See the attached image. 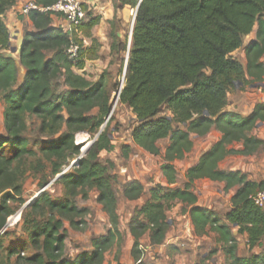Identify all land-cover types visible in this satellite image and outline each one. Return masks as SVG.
<instances>
[{"label": "trees", "instance_id": "obj_1", "mask_svg": "<svg viewBox=\"0 0 264 264\" xmlns=\"http://www.w3.org/2000/svg\"><path fill=\"white\" fill-rule=\"evenodd\" d=\"M56 1L34 3L47 8ZM16 2L0 0V99L5 106L4 134L0 135V251L9 235L4 230L6 221L14 213L10 203H22L24 175L40 174L43 187L63 172L61 168L68 159L80 156L76 134L94 137L105 125L111 111V94L119 90L120 75L126 66L118 102L134 116L132 144L158 156V143L168 141L160 167L167 190L155 185L149 200L135 210L128 222L133 264H143L142 237L147 235L151 246L163 244L168 229L166 210L175 202L189 216L195 235L204 234L207 227L216 233L220 251L227 259L225 264H264V209L249 199L264 190V180L254 182L240 171H222L218 167L228 155L249 156L264 147L262 140L251 135L256 123H264V103L255 104L246 116L227 109L228 95L236 87L262 82L264 0H112L114 9L120 5L136 10L138 6L130 47L126 38H119L113 31L110 34L109 54L121 64L119 79L112 83L106 71L95 80L84 74L86 61L98 57V44L92 40L90 47H84L77 32L90 37L98 18L68 33L52 26V15L58 14L31 10L26 17L33 31H23L17 58L14 57L3 18ZM111 23L113 29L115 20ZM253 30L254 39L244 48L243 66L232 55ZM71 44L79 47L74 59L67 55ZM28 120L37 122L41 137L35 141L36 151L25 135ZM212 128L220 138L186 170L183 187L174 188L173 162L191 151L190 135L203 137ZM110 133L108 122L77 165L57 179L63 187L59 200H51L42 192L30 204L31 215L22 214L27 241L34 250L25 259L28 264H102L105 252L122 240L112 187L114 176L99 163L100 153L114 148ZM232 144L241 148L228 149ZM122 149L127 158L130 147ZM43 161L48 164L47 177L42 174ZM197 180L223 183L224 191L234 189L223 217L197 205L191 191ZM90 190L97 192L96 201L110 228L105 236L92 240L90 253L79 254L71 261L63 255L62 220L74 229L78 227L76 220L83 213L75 207L74 199L79 194L86 197ZM142 192L138 180L122 188V196L129 201L137 200ZM238 236H245L248 256H237ZM255 248L261 251L254 253ZM17 253V249L9 248L7 257ZM115 264H120L117 257Z\"/></svg>", "mask_w": 264, "mask_h": 264}, {"label": "rangeland", "instance_id": "obj_2", "mask_svg": "<svg viewBox=\"0 0 264 264\" xmlns=\"http://www.w3.org/2000/svg\"><path fill=\"white\" fill-rule=\"evenodd\" d=\"M22 4L21 7L27 4V2L24 1ZM84 10L86 11L85 7ZM134 12V9L127 7L124 14V17L126 18L125 22H123L122 25L119 24V29L116 28L117 31L124 32L125 37L123 38H126L127 43L129 41L133 16H135ZM21 17L22 18L19 19V21L21 23L22 31L28 30V26L25 23L23 16ZM5 22L12 35L14 28L10 25V22L7 19H5ZM116 23H118V21ZM253 39L254 30L248 36L243 37L242 47L232 55L233 58L239 61L243 66L245 65L244 48ZM104 50L105 49L101 51L102 54L98 59L99 61L88 63V67L86 65L84 74L87 78L95 80L103 71H106L109 76L108 79L112 83L118 77L117 73L121 64L111 54L103 55ZM13 55L14 57L17 56L15 53ZM121 56L125 58L126 53H123ZM262 61L264 64V58ZM122 76L123 72L122 75H120V84ZM116 93L117 92H113L111 94V114L106 122V124L109 122V128L111 130L110 138L112 139L114 148L108 153H100L99 163L107 168L111 176H114L112 187L116 198L119 222L118 229L122 240L115 243L110 250L105 252L102 264H115L116 257L120 264H133L129 255L133 239L128 231V222L134 215L135 210L149 200L150 190L154 188L155 185H161L164 192L167 190V183L161 174L160 167L163 163V153L168 141L167 139H164L158 143L160 148V154L158 156L149 155L142 149L134 146L130 140V131L134 125L132 122L134 116L129 109L122 106L118 100L115 99ZM238 96L241 98L236 100ZM227 100L229 109L235 110L242 115H244L248 109L251 108L252 110L257 102L264 103V76L261 83H252L241 89L236 87V89L228 95ZM4 108V103L0 99V135L4 134L2 126ZM37 128L38 126L35 120H28L25 135L29 140V146L33 151H36L35 141L41 140ZM253 131L254 129L251 131V135ZM190 138L193 144L191 151L187 153L183 159L173 162L176 170L174 188L183 187L186 170L194 166L201 154L220 138V133L212 128L209 133L203 137L190 135ZM95 140L96 135L92 137L87 133H78L75 136V144L81 146L80 153L86 148V146L91 147ZM125 145L130 147L127 158L123 156L122 147ZM231 146L234 149L240 148V145L238 144H232ZM263 154L264 147L257 152L255 158L260 160ZM81 158L80 156H76L71 160L68 159L66 165L62 166V171L66 172L72 170V168L77 165V162L73 164V167L71 164ZM30 162L31 164H34L33 159H30ZM249 162V159L244 158V156L230 155L220 163L219 168L221 170H251L252 166H250ZM42 164L45 166L42 174L47 177L49 173L48 164L44 161ZM110 164L112 167H110ZM251 176L252 178L257 176V179L260 180L264 176V172L262 173L260 171L256 173L252 171ZM131 180H139L143 186L142 195L134 201H129L122 196L123 185ZM40 182V174L27 172L24 175L21 184L22 193L20 199L22 200V203H10V206L14 209V213L7 219V226L4 228L9 235L5 237L4 248L0 251V264H28L25 259L29 258L34 250L31 249V246L27 241L25 231L26 225L24 224L22 214L28 213V215H31L29 210L30 205L28 204L36 199L42 192L47 193L51 200H59L62 196L63 187L57 182L55 177L53 179L50 178L48 183L43 187L40 186ZM191 191L196 195L197 205L199 207L212 212L218 217L224 216L226 210L230 207L229 200L234 193V189L224 191L223 183L211 182L208 180L195 181ZM96 198L97 192L95 190L88 191L86 197H83L82 194L75 197V207L83 213V216L76 220L79 222L76 229L70 227L67 220H62V232L65 233L63 255L68 260L73 259L78 254L90 253L93 250L92 240L100 236H105L110 228L108 218L101 210ZM181 207L180 203L175 202L166 210L168 229L163 244L159 246H151L146 238L147 235L141 240L140 245L144 249L143 264H225L227 259L222 251H220L221 244L216 240V233L207 227L204 234L200 236L195 235L189 216L187 213L181 211ZM31 218L33 219L34 217H30V220ZM262 245L264 246V241ZM9 248L17 249L18 253L8 258L7 254ZM260 251L261 249L255 248V251L253 252L259 253ZM236 254L239 257H245L250 254L246 250V240L244 236L237 237ZM18 255L20 259H17Z\"/></svg>", "mask_w": 264, "mask_h": 264}, {"label": "crops", "instance_id": "obj_3", "mask_svg": "<svg viewBox=\"0 0 264 264\" xmlns=\"http://www.w3.org/2000/svg\"><path fill=\"white\" fill-rule=\"evenodd\" d=\"M24 1L29 2V1H32V0H17L16 4L9 11L6 12V14L4 15V18H3L5 24H6L5 19H7L10 22V25L14 28L13 29V34H12V37H11V41H12L11 46H12V48H15V51H16L15 54H17V52H18L19 44H20V42L22 40V35H23V31H22V28H21V23L19 21V19L22 18L21 16H23V19H24L25 23L28 26V30L29 31H33L32 25L28 21L27 17L25 15L18 14V10L23 5L22 3ZM83 7L86 8V11H87V14H88L87 15L88 19L85 22V24L88 23L91 19H94V18H98L99 19V23L90 31V37H87L86 35H83L80 31H78V32L76 31V32H77L78 38L82 41L84 47H90L92 45V40H94L98 44V51H97L98 57H97L96 60H94V62H97V61H99L98 59L100 58V56L102 54L101 51L103 49H105L103 51V53H104L103 55H105V54L109 55V48H110V44H111V41H112L110 34L112 33V31L119 38L125 37L124 32H121L119 30L117 31V29H119V24L122 25L123 22H125L126 18L124 17V14H125V11H126L127 7H121L120 5H118L114 9L112 0H83ZM60 17L61 16L56 17V15H52V17H51L52 18V26L53 27L59 26L65 32L71 33L74 28L72 26H70L63 19V17H61V18ZM58 18H60V19H58ZM113 20H115V24H114L113 29H112V23L111 22ZM117 21H118V23H116ZM6 26L8 28L7 24H6ZM90 62H92V60L86 61V65L88 63H90ZM87 67H88V65H87ZM240 98L241 97L238 96L236 100H239ZM257 103H261V102H257ZM227 109L230 110L229 109V104L227 106ZM231 111L236 112L235 110H231ZM251 111H252L251 108L248 109L246 111L247 113L245 112L243 116L248 115ZM239 114H241V113H239ZM252 136H255L256 138H258V139H260V140H262L264 142V123H261V122L256 123V125L254 127V131L252 133ZM240 148H241V146H240ZM240 148H237V149H240ZM228 149H234V148H232V146L230 145L228 147ZM234 150H236V149H234ZM257 152L252 154V155H249V156H244V158H248L249 159V161H250L249 164H250V166H252L251 170H249V169H246V170H244V169H233L232 170L231 169V170H222V171H240V172L246 174L248 176L249 180L254 181V182H260V181L264 180V176L260 180L257 179V176L254 177V178H252V176H251V172L252 171L256 172V173H258L260 171L262 173L264 172V154L261 156V158L259 160V159L255 158ZM228 156H230V155H228ZM226 158H224V160ZM224 160H222V161H224ZM220 163L218 164V167H219ZM262 167H263V170H262ZM252 169H254V170H252ZM228 210H229V208L226 210V212H228ZM234 231H236V230L234 229L233 233H235ZM144 237H142V239ZM146 238L148 239V237H146ZM244 238H245V236H244ZM142 239H140V242H141ZM148 242H149V240H148ZM78 255H76L73 259H71V261L74 260Z\"/></svg>", "mask_w": 264, "mask_h": 264}, {"label": "built area", "instance_id": "obj_4", "mask_svg": "<svg viewBox=\"0 0 264 264\" xmlns=\"http://www.w3.org/2000/svg\"><path fill=\"white\" fill-rule=\"evenodd\" d=\"M31 10H39L41 12L49 11L54 14H58L59 16L63 17V19L73 28H78L88 19L87 13L83 7V0H58L47 8L37 6L32 0L27 2V4H25L23 7H20L18 14L27 16ZM11 37L12 35L10 34V38ZM78 49L79 47L76 44H71L68 47L67 55L70 59L76 58ZM249 199L256 207L264 209V190L250 196Z\"/></svg>", "mask_w": 264, "mask_h": 264}, {"label": "water", "instance_id": "obj_5", "mask_svg": "<svg viewBox=\"0 0 264 264\" xmlns=\"http://www.w3.org/2000/svg\"><path fill=\"white\" fill-rule=\"evenodd\" d=\"M140 2H141V0H140ZM140 2H139V3H140ZM137 9H138V6H137V8H136V10H135V15H136ZM134 19H135V16H134L133 21H132L133 23H132V27H131V31H130V35H129V41H128V43H127V47H128V48L130 47V43H131V34H132V29H133ZM10 52L15 53V48H12ZM125 70H126V66L124 67V70H123V76H122V80H121L120 88H119V90H118L117 93H116V98H115L116 100H118V96H119V94H120V91H121L122 88H123V78H124V76H125ZM110 114H111V112H110ZM110 114H109V116H110ZM109 116L106 118V120H105V124H106L107 120L109 119ZM104 127H105V125L101 128V130L99 131V133L96 135V138L98 137V135L100 134V132L103 130ZM89 147H90V146H86V148H84V149L81 151V153H80V158H81L82 156H84V155L87 153V150L89 149ZM86 149H87V150H86ZM79 160H80V159H77L75 162H73V163H72V167H73V164L76 163V162H78ZM63 173H64V172H62L61 174H59L58 176H56L55 179L60 178V177L62 176ZM39 195H40V194H39ZM37 197H38V196H37ZM34 200H35V199H34ZM34 200H32V202H33ZM32 202H31V203H32ZM31 203H29L28 205H30ZM28 205H26V206H28ZM26 206H25V207H26ZM5 226H7V223L5 224Z\"/></svg>", "mask_w": 264, "mask_h": 264}, {"label": "bare ground", "instance_id": "obj_6", "mask_svg": "<svg viewBox=\"0 0 264 264\" xmlns=\"http://www.w3.org/2000/svg\"><path fill=\"white\" fill-rule=\"evenodd\" d=\"M80 141V140H79Z\"/></svg>", "mask_w": 264, "mask_h": 264}]
</instances>
